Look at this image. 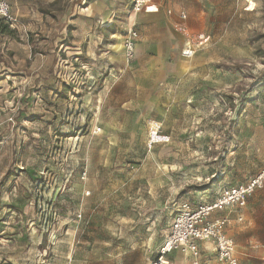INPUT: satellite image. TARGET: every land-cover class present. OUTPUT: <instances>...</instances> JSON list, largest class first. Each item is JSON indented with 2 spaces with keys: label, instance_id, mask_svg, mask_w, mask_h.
I'll list each match as a JSON object with an SVG mask.
<instances>
[{
  "label": "rangeland",
  "instance_id": "obj_1",
  "mask_svg": "<svg viewBox=\"0 0 264 264\" xmlns=\"http://www.w3.org/2000/svg\"><path fill=\"white\" fill-rule=\"evenodd\" d=\"M5 1L0 264H149L183 202L264 166V0H154L165 20H138L131 60L85 40L103 0ZM205 32L194 58L174 53ZM254 194L242 213L260 216L264 184ZM234 215L236 244L254 224Z\"/></svg>",
  "mask_w": 264,
  "mask_h": 264
},
{
  "label": "built area",
  "instance_id": "obj_2",
  "mask_svg": "<svg viewBox=\"0 0 264 264\" xmlns=\"http://www.w3.org/2000/svg\"><path fill=\"white\" fill-rule=\"evenodd\" d=\"M150 2L151 0H133L126 15L123 51L127 60H131L135 55L136 16ZM0 17L6 23L12 22L5 0H0ZM208 40L209 36L206 33L197 35L193 43L183 45L179 51L180 56L186 59L194 57ZM263 184L264 166L245 183L232 187L221 186L213 192L212 197L206 201L200 199L196 206L183 202L172 221L169 233L164 237L156 256L149 264H169V255L179 249L189 253L191 264H209L207 261H200L198 245L202 242L211 244L218 264H240L235 256L232 240L223 232L228 220L217 213L243 208L247 198L261 189Z\"/></svg>",
  "mask_w": 264,
  "mask_h": 264
},
{
  "label": "crops",
  "instance_id": "obj_3",
  "mask_svg": "<svg viewBox=\"0 0 264 264\" xmlns=\"http://www.w3.org/2000/svg\"><path fill=\"white\" fill-rule=\"evenodd\" d=\"M99 7L101 8L100 10H95V5H93L94 11L90 13L91 15H87V18L92 19V23L95 24H100V28L103 30L101 32H93L92 35V30L91 26H89V32L86 33L88 37H85V40H88V45L91 46L92 51L99 49V47L106 48L107 45L110 47H113L116 49V52L118 54L123 53V40L125 37V23H126V15L129 11V8L131 5L128 6H118L117 8H114L113 4L111 2H107V0L99 1ZM148 6L151 7V11L147 12L145 7L137 14L136 20H135V28L138 26V20L141 19L147 24H153L156 28H160L162 24L158 23L163 20H165L161 9L159 10L157 6L154 4V0H151L150 3L147 4ZM91 9L90 4L89 6H85L82 9L83 14L87 12L86 10ZM116 14H123V18L121 20H115L116 19ZM185 18V14L182 13L180 17ZM182 18V19H183ZM121 24V31L117 33L111 32L112 28L116 25ZM95 27V25H94ZM107 33L105 36L103 33ZM210 39L209 33L205 32ZM209 41V40H208ZM92 43V45H91ZM122 46V48H121ZM136 47H137V39L135 43V52H136ZM183 46L177 47L174 49V53H177V55L180 56L179 51ZM113 49H111L112 51ZM109 51V50H108ZM109 51V52H111ZM199 52V51H198ZM197 52V53H198ZM196 53V55H197ZM195 55V56H196ZM194 56V57H195ZM181 57V56H180ZM192 57V58H194ZM183 58V57H181ZM186 59V58H184ZM191 59V58H190ZM125 64H128L125 61ZM240 185V184H239ZM230 186V185H229ZM220 187V186H219ZM232 187V186H231ZM257 191V190H256ZM255 193V192H254ZM253 194V193H252ZM251 194V195H252ZM250 195V196H251ZM247 198V203L255 201V199L258 198V194H254L253 196ZM245 205V206H246ZM196 206V205H192ZM244 206V207H245ZM243 208L241 209H229L226 211L220 212L221 214H224V217L227 218L231 213H234V221L236 223H241L243 220H247V225L254 224V227H249L248 229H245L241 235V240H236V244H234V251H235V256L237 260L239 261L240 264H264V213L260 216H255V211L253 209L249 208L248 211L242 213ZM220 213H217L218 216H221ZM228 224H230V221L228 220ZM253 230V231H252ZM239 234V233H238ZM206 244L207 246H204ZM198 249L200 251L199 256H200V261L205 262L207 261L209 264H212L213 262L217 263L216 258H215V253L212 249V246L210 243L204 242L200 243L198 245ZM178 251V250H177ZM174 251L173 253H175ZM172 253V254H173ZM170 254V255H172ZM170 255H169V262L171 263L170 260ZM189 261L191 262V257L189 256ZM218 264V263H217Z\"/></svg>",
  "mask_w": 264,
  "mask_h": 264
},
{
  "label": "bare ground",
  "instance_id": "obj_4",
  "mask_svg": "<svg viewBox=\"0 0 264 264\" xmlns=\"http://www.w3.org/2000/svg\"><path fill=\"white\" fill-rule=\"evenodd\" d=\"M145 7H147V9H146L147 12H150V11H151V7H152V6H148V5H146ZM121 48H122V46H121ZM156 134H157V132H156ZM156 134H155V135H156ZM182 253H183V252H182Z\"/></svg>",
  "mask_w": 264,
  "mask_h": 264
}]
</instances>
